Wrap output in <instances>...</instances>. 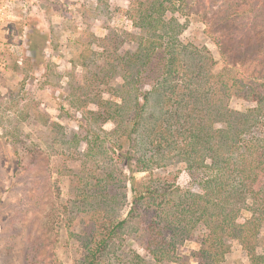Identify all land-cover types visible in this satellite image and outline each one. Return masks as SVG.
I'll list each match as a JSON object with an SVG mask.
<instances>
[{
  "label": "trees",
  "instance_id": "obj_1",
  "mask_svg": "<svg viewBox=\"0 0 264 264\" xmlns=\"http://www.w3.org/2000/svg\"><path fill=\"white\" fill-rule=\"evenodd\" d=\"M132 1L126 13L138 33L129 49L110 29L96 38L106 49L103 65L83 68L80 86L56 106L81 135L68 139L51 123L52 152H25L28 160L13 152L18 165H29L26 205L37 216L49 202L51 219L33 233L29 257L63 264L52 220L74 241L77 264H221L235 246L249 264H264V24L256 35L253 24L264 0ZM189 16L208 25L222 65L215 67L205 47L180 40V19ZM233 99L251 106L232 109ZM108 122L111 130L103 128ZM57 155L77 172L52 164ZM181 169L192 177L189 186L158 175ZM52 173L57 181L50 182ZM65 174L76 180L71 197L49 201L52 192L59 199ZM193 236L199 246L188 252Z\"/></svg>",
  "mask_w": 264,
  "mask_h": 264
},
{
  "label": "rangeland",
  "instance_id": "obj_2",
  "mask_svg": "<svg viewBox=\"0 0 264 264\" xmlns=\"http://www.w3.org/2000/svg\"><path fill=\"white\" fill-rule=\"evenodd\" d=\"M132 4V0H0V5L5 8L0 18V264H37V260L29 257L30 245L35 239L33 233L39 232L51 219L45 216L48 196L40 205L44 208L43 213L37 216L26 205L23 190H27L29 184V165L24 161L18 165L19 159L13 157V152H24L26 160L30 156L25 152H52L56 136L51 131V123L60 124L68 139L74 135L77 139L81 135L73 118L59 113L56 106L66 94L80 86L83 68L91 70L103 65L106 49L98 46L96 38L104 36L110 29L113 35L122 36L121 42L117 39L119 46L129 49L127 40L138 33L126 13ZM223 8L221 6L220 13ZM180 22L186 24L180 40L205 47L216 62L215 67L222 65L225 58L221 55L220 45L208 35V25L195 16L183 17ZM245 23L243 20L238 23L236 30L244 27ZM253 24L256 35L264 24V10ZM257 48L254 46L252 50ZM250 106L237 99L230 102V107L235 110ZM103 128L111 130L113 123H105ZM15 131L18 132V148L12 143L16 141L17 135L13 137ZM50 162L56 166L65 162L77 172L76 165L67 163L58 155ZM54 174H51L50 182L57 179ZM67 174L58 178L59 199L56 197L58 194L52 192L49 201L63 202L71 197V186L76 180L69 183ZM158 175L179 187L189 186L192 180L184 169L178 174L164 171ZM156 176L154 174L153 177ZM31 192L29 189L27 194L31 195ZM50 223L53 236L57 238L54 245L57 258L63 264H77L79 254L74 241L61 225L54 224L52 220ZM192 240L194 242L185 248L188 252L195 246L198 249L199 240L194 236ZM133 247L150 261L141 242H134ZM258 252L264 253V244L260 245ZM221 264L249 262L235 246Z\"/></svg>",
  "mask_w": 264,
  "mask_h": 264
},
{
  "label": "built area",
  "instance_id": "obj_3",
  "mask_svg": "<svg viewBox=\"0 0 264 264\" xmlns=\"http://www.w3.org/2000/svg\"><path fill=\"white\" fill-rule=\"evenodd\" d=\"M4 9L5 8L0 5V18H1L2 15H4V12H5Z\"/></svg>",
  "mask_w": 264,
  "mask_h": 264
}]
</instances>
